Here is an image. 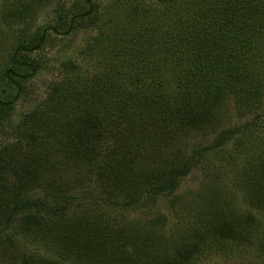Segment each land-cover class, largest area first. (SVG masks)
I'll list each match as a JSON object with an SVG mask.
<instances>
[{
    "label": "trees",
    "instance_id": "obj_1",
    "mask_svg": "<svg viewBox=\"0 0 264 264\" xmlns=\"http://www.w3.org/2000/svg\"><path fill=\"white\" fill-rule=\"evenodd\" d=\"M83 1L88 2L89 7L80 9L76 16L70 18L65 32L61 31V27L67 23V14L63 12H58L54 24L47 28L53 33L62 34L67 33L73 24L80 25L85 21L96 23L98 12L93 7V1ZM160 1L173 5L171 8L164 5L162 10L167 17H174L173 28L163 30L160 28L161 24H156L157 30L154 29L152 33L146 31L148 25L145 23L149 14L145 13L152 6L136 2L130 10L131 13L137 12L135 34L124 32L122 25L114 26L115 21L110 22L108 32L104 30L105 27L97 29L94 42L89 47L91 53L99 51L96 55L104 69L87 76V83H84L86 89L84 85H77L75 80L72 82V78L66 79L65 75L62 81L52 86L51 96H48L52 100L49 107L55 110L53 114L61 110L69 118L60 123L63 144L69 145L73 151L92 152H89L92 155L90 162L93 161L90 171L93 182L100 186L101 194H98L102 197L99 200L107 204L117 203L125 208L134 205L142 193L152 203L158 195L172 194L177 188L179 178L187 175L192 164L190 158H184L177 165L164 166L156 172L137 178V175L143 174L141 167L137 166L138 151L144 149L143 147L151 149V146L166 140L169 141L166 143H173L176 140L175 134L181 137L184 132L211 123L216 118V109L229 100L227 96L231 93L245 95V98H237L239 108L251 106L264 94L260 59L264 54V0ZM27 4L28 2L21 10ZM15 8L14 5L12 15L20 11ZM24 15L16 19L25 22L27 17ZM76 17L79 20H75ZM47 36L45 29L25 35L11 54V63L5 68L4 76L17 87L16 94L22 91L18 78L31 77L40 65L34 58L21 60L17 56L21 52H31L39 48ZM168 59L172 61V69L162 67L161 61ZM65 68L71 71L75 64L66 65ZM20 69H23L22 73ZM79 79L82 80V75L76 78ZM69 80L70 88H67L65 83ZM170 81L172 86L166 87L164 83ZM118 83L124 88L112 92ZM157 85L161 87L156 88ZM13 100L14 98L3 100L0 96V106H10ZM240 101H244V105ZM72 112L77 117L72 119L69 116ZM257 116L255 114L252 117L250 125L257 122ZM261 117L264 118V113ZM103 121L109 127L110 139L105 141L104 147L98 146L101 152L96 155V149L91 143L100 139L95 129L100 128ZM246 125L238 124L221 129L209 140V144L196 145L192 149L193 157L223 146L229 136L240 132ZM201 137L204 138L203 133ZM18 165L0 162V207L9 205L3 229H13L16 225L18 229L15 231L23 230L26 236L31 235L34 230L43 232L49 238L42 241L45 249L55 247L62 257L49 259L45 255L23 256L24 264L28 260L32 264H68L85 260L93 261V264H124L112 255H104L107 250L104 246L106 238L99 234L95 222L91 226V221H84L80 235L65 232L67 227L57 223L65 219L69 212L70 201L74 195L71 184L86 185L82 178L56 186L53 180L38 178L40 173L34 160ZM6 172L13 174L6 175ZM88 179L90 181L91 177ZM135 182L140 183V188L131 190L130 185H135ZM255 182L252 185L253 203L264 205V175ZM33 186H37L44 197L53 195L52 203L44 202V198L41 199L40 196L38 199L30 197L26 191ZM67 186L68 189H65ZM123 189L124 196L118 202L113 200L112 197ZM211 219L214 221L211 225L213 231L209 229L211 220L209 223H200L193 231L195 239L175 246L178 253L172 256L165 257L159 248L150 252L152 245L147 247L142 243L141 252L137 251V246H131L125 252L129 251L130 262L133 261L131 256L142 253L148 256L147 259L138 258L143 264H187L192 246L195 249L208 241L205 237L208 230L213 233L214 238L227 237L234 230L236 234L246 235L248 239L246 226L236 227L232 222L225 221L226 219ZM56 220L58 221L55 222ZM248 220L254 223L255 218ZM87 224L89 231L99 236V240L94 243L89 242L92 238L86 231ZM2 236L3 231L0 230V260L10 259L14 262L16 258L10 254L9 249L10 244L16 245L15 241ZM52 239L54 242H50ZM121 245L122 243L119 249Z\"/></svg>",
    "mask_w": 264,
    "mask_h": 264
},
{
    "label": "rangeland",
    "instance_id": "obj_2",
    "mask_svg": "<svg viewBox=\"0 0 264 264\" xmlns=\"http://www.w3.org/2000/svg\"><path fill=\"white\" fill-rule=\"evenodd\" d=\"M92 1L93 7L98 12L96 23L85 21L80 25L73 24L67 33L58 34L47 28L54 24L56 14L58 12L67 14V23L61 27V31L65 32L70 18L76 16L80 9H87L88 2L0 0V96L3 100L14 98L10 106H0V162L17 166L21 162L34 160V165L40 173L38 178L45 181L53 180L56 186L82 178L86 185L71 184L74 195L70 201L67 217L55 222L58 221L59 225L64 224L63 226L67 227L65 232H75L74 234L78 235L82 233L84 221H91V226H93L92 222H95L99 234H103L106 238L104 246L107 250L104 255H112L124 264H143L138 258H148L140 253L131 256L133 261L130 262L129 251L125 252L131 246H137V251L141 252V243L147 247L152 245L150 252L159 248L165 257L178 253L175 246L183 241L190 242L195 239L193 231L200 226V223H209L211 220L209 229L214 230L211 227L214 223L212 217L218 221L226 219L225 221L232 222L236 227L246 226L248 239L246 235L236 234L233 229V233L227 237L214 238L213 233L208 230L205 236L208 241L195 249L192 246L187 264H264V205L254 204L252 200V185L264 175V118L261 117L264 113V94L259 101L251 104L255 109L249 110L251 106L239 108L236 103L238 97L245 98V95L231 93L227 96L229 100L224 101L222 106L216 109V118L211 123L184 132L181 137L175 134L176 140L173 143H166L168 141L166 140L164 143L151 146V149L143 147L144 149L138 151L137 166L141 167L143 174L137 175V178L156 172L164 166L177 165L184 158L191 159V168L187 175L179 178L177 188L172 194L158 195L152 203L142 193L136 203L128 208L99 200L102 197L99 195L100 186L95 185L90 171L93 162H90L92 152L73 151L69 145H64L62 142L60 123L69 118L61 110L53 114L55 110L49 107L52 100L48 96H51L52 86L58 84L67 75L66 79L70 77L72 82L75 80L77 85H84L86 89L84 83H87L85 81L88 79L87 76L104 69L96 55L99 51L94 49L95 52L91 53L89 47L94 42L97 29L105 27L104 30L108 32L110 22L115 21L114 26L122 25L124 32L135 34L134 28L138 23L135 14L137 12L131 13L130 10L134 8L136 2L140 5L148 3L152 6L145 13L149 14L145 23L148 25L146 31L149 33L156 29V24H161L160 28L163 30L173 28L175 20L174 17H167L162 13L164 5L169 8L173 5L163 4L160 0ZM26 2L28 4L21 10ZM14 5L18 8L15 10L20 11L12 15ZM22 15L27 17L25 22L16 19ZM75 20L79 18L76 17ZM44 29L48 36L41 46L31 52H21L17 56L21 60L34 58L40 65L31 77L18 78L22 91L16 94L17 87L4 76L5 68L11 63L10 56L22 37L32 34L35 30ZM260 59L264 83V54ZM70 64H75V68L71 71L65 68ZM161 64L168 69L173 67L169 59L162 60ZM19 71L22 73L23 69ZM81 75L82 80H76ZM69 83L71 80L65 83L67 88ZM164 85L172 86L171 81ZM122 88L124 86L118 83L112 92ZM240 103L244 105V101ZM25 114L31 116H24ZM255 114L258 115L257 122L250 125L249 122ZM103 115L104 113L101 117ZM69 116L73 119L77 114L72 112ZM238 124L247 125L240 132L229 136L223 146L193 157L192 149L196 148V145H207L215 133ZM100 125V128L95 129L100 139L91 143L96 149V155L101 152L98 146H102L110 139L107 123L103 121ZM202 133L204 138L201 137ZM12 174L6 172V175L12 176ZM89 177H91L90 181ZM136 184L130 185L131 190L140 188V183ZM65 189H68V186ZM124 190L117 192L112 199L118 202L124 196ZM137 191L140 192V189ZM26 193L34 199L40 196L47 203H52L54 199H52L53 195L44 197L37 186L27 189ZM7 206L0 207V230L3 231L2 238L15 241L16 245L10 244L9 250L16 259L14 262L3 259L0 260V264H24L23 256L45 255L49 256V259L55 257L62 259L61 253H57L55 247L45 249L42 241L49 238L45 237L43 232L34 230L31 235L26 236L23 230L15 231L18 229L16 225L13 229H3V221L9 210ZM252 217L255 218L254 223L248 220ZM87 226L86 231L92 238L89 242L94 243L99 240V236L93 231L90 232V227L88 224ZM50 242H54L53 239ZM25 264L32 263L28 260ZM68 264H93V261L85 260Z\"/></svg>",
    "mask_w": 264,
    "mask_h": 264
}]
</instances>
